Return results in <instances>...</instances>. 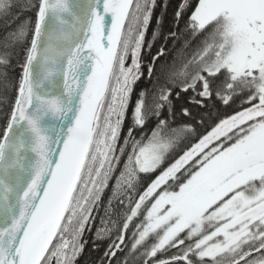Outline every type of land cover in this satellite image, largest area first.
Segmentation results:
<instances>
[{
    "label": "snow or ice",
    "instance_id": "6c2138e0",
    "mask_svg": "<svg viewBox=\"0 0 264 264\" xmlns=\"http://www.w3.org/2000/svg\"><path fill=\"white\" fill-rule=\"evenodd\" d=\"M155 3L38 0L29 3L35 21L3 43L0 75L22 62L0 129V264H74L112 180L126 211L97 231L111 241L101 264H264V0H198L187 27L202 35L200 48L179 68L160 69L164 83L150 99L140 92L118 147ZM11 7L0 0V14ZM174 87L201 107L213 98L240 106L205 134L191 123L174 129ZM153 116L151 136L137 139ZM185 133L195 142L181 148ZM157 172L136 191L141 174Z\"/></svg>",
    "mask_w": 264,
    "mask_h": 264
},
{
    "label": "trees",
    "instance_id": "16d2710c",
    "mask_svg": "<svg viewBox=\"0 0 264 264\" xmlns=\"http://www.w3.org/2000/svg\"><path fill=\"white\" fill-rule=\"evenodd\" d=\"M37 2L38 0H12V7L9 12L0 14V50H2L3 43L8 39L10 33L16 31L21 25L35 21L37 9L36 7H30L29 3L35 5ZM181 2L182 0H156L155 7L152 9V17L145 31L144 47L141 54V71L144 74L133 85L129 103V116L121 130L118 147L124 137L127 136V129L131 123V109L140 92L145 91L150 99L160 84L164 83V76L160 69L164 66L179 68L185 61L191 59L201 46L202 35L193 36L187 27L189 16L198 0H189L188 8L177 21L176 11ZM171 32L177 34L175 39L169 37ZM154 33L157 34L155 39L153 38ZM161 47L165 50L164 55L155 61L153 74L149 77L148 65L153 63V57L157 55ZM16 50L19 51V46ZM20 62L22 61L14 59L11 66L7 69V76L0 75V129L4 126L5 114L10 111L16 96V84L20 76ZM177 91H179V88L174 87L173 96L170 97L173 112L170 127L176 129L183 124L191 123L196 128V135L205 134L219 119L231 115L240 106L239 99L235 103L224 105L218 99L213 98L212 100H204V107H201L199 104L191 102L194 96L191 90L180 92L179 98L175 96ZM197 99L199 98L197 97ZM184 108H188L190 116L183 114ZM166 116L167 109L165 108L161 117L165 118ZM201 120H203V124L200 123ZM157 123L158 121L154 116L148 119L143 128L137 129L136 138L140 139L141 135L150 137ZM184 135L187 136V139L181 142V148H185L189 143L195 142L191 134L185 133ZM177 155V152L171 153L165 164L170 163ZM122 166V164L119 165L121 170ZM118 174L117 172L116 175ZM157 174L158 172L141 174L140 185L136 191L138 192L146 187ZM114 183V180L109 182L108 187L101 194L100 200L92 209L90 222L86 225L81 238L83 249L75 258L74 264H101L104 259V253L111 241L107 237L98 238L97 231L103 230L104 227H112L108 223L109 220L119 223L122 214L126 211V209L119 206L117 199L113 197ZM133 197L135 198V194H133ZM110 200L111 204H109ZM116 211L117 213H115ZM115 214L118 215L116 216ZM127 233H129V230ZM128 239L131 241V236ZM129 242L126 238L125 243L128 244ZM122 256L123 253H118L117 259Z\"/></svg>",
    "mask_w": 264,
    "mask_h": 264
},
{
    "label": "rangeland",
    "instance_id": "374dc122",
    "mask_svg": "<svg viewBox=\"0 0 264 264\" xmlns=\"http://www.w3.org/2000/svg\"><path fill=\"white\" fill-rule=\"evenodd\" d=\"M134 223H135V221H134ZM132 231H133V227H132V225L130 224V226H129V233H127V236H126L128 242L130 241L128 238L131 236Z\"/></svg>",
    "mask_w": 264,
    "mask_h": 264
},
{
    "label": "flooded vegetation",
    "instance_id": "af4514ba",
    "mask_svg": "<svg viewBox=\"0 0 264 264\" xmlns=\"http://www.w3.org/2000/svg\"><path fill=\"white\" fill-rule=\"evenodd\" d=\"M115 213H117V211ZM115 215L117 216L118 214H115Z\"/></svg>",
    "mask_w": 264,
    "mask_h": 264
}]
</instances>
